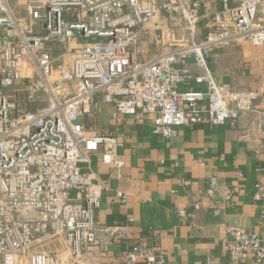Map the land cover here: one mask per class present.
Masks as SVG:
<instances>
[{
    "label": "built area",
    "instance_id": "2783aa9c",
    "mask_svg": "<svg viewBox=\"0 0 264 264\" xmlns=\"http://www.w3.org/2000/svg\"><path fill=\"white\" fill-rule=\"evenodd\" d=\"M13 1L0 0V264H81L98 245L104 188L92 156L114 171L125 166L117 139L87 125L98 104L113 106V119L149 117L165 141L181 128L233 126L244 114L264 139L257 91L232 90L208 67L215 49L264 46V0H220L214 12L205 0H27L28 19ZM143 43L156 50L139 61ZM189 83L204 89L180 90ZM232 195L223 189L225 201ZM252 197L264 200V180ZM103 232L120 240L127 226ZM227 235L231 264H264L263 236L239 228ZM122 262L167 264L143 239Z\"/></svg>",
    "mask_w": 264,
    "mask_h": 264
},
{
    "label": "crops",
    "instance_id": "0c3cea01",
    "mask_svg": "<svg viewBox=\"0 0 264 264\" xmlns=\"http://www.w3.org/2000/svg\"><path fill=\"white\" fill-rule=\"evenodd\" d=\"M205 1L212 12L219 9L220 0ZM140 46L144 53L136 56L139 61L156 50L147 43ZM208 67L218 83L232 90L257 91L254 104L264 105V46L215 49L208 55ZM193 73L203 71L193 68ZM203 89L194 83L180 86V90ZM113 111L111 105L98 104L93 119L87 121L98 133L117 139L125 166L114 171L100 161V153L92 156L93 171L104 188L95 211L99 243L81 264H123V251L142 239L167 264H231L225 251L229 228L264 237V200L255 202L252 197L255 184L264 180V139L251 114L242 115L233 126L181 128L165 141L152 134L149 117L113 119ZM212 178L216 184L209 197ZM225 187L233 190L229 201L223 198ZM118 191L126 195L125 201L117 198ZM195 204L199 209L194 210ZM178 209L185 211V217L177 215ZM120 225L127 226V235L120 240L113 232H103Z\"/></svg>",
    "mask_w": 264,
    "mask_h": 264
},
{
    "label": "rangeland",
    "instance_id": "374dc122",
    "mask_svg": "<svg viewBox=\"0 0 264 264\" xmlns=\"http://www.w3.org/2000/svg\"><path fill=\"white\" fill-rule=\"evenodd\" d=\"M26 4H27V0H14L13 1L12 7H13L15 14L18 17H23L24 19H28L27 15H26V11H25ZM245 45H247V44H245ZM70 46L74 48V44L70 43ZM41 105H43V104H39V106H41Z\"/></svg>",
    "mask_w": 264,
    "mask_h": 264
}]
</instances>
